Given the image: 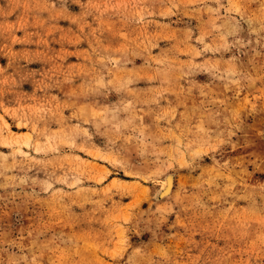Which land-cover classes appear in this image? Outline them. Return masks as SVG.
I'll return each mask as SVG.
<instances>
[{
	"label": "rangeland",
	"instance_id": "obj_1",
	"mask_svg": "<svg viewBox=\"0 0 264 264\" xmlns=\"http://www.w3.org/2000/svg\"><path fill=\"white\" fill-rule=\"evenodd\" d=\"M0 264H264V0H0Z\"/></svg>",
	"mask_w": 264,
	"mask_h": 264
},
{
	"label": "bare ground",
	"instance_id": "obj_2",
	"mask_svg": "<svg viewBox=\"0 0 264 264\" xmlns=\"http://www.w3.org/2000/svg\"><path fill=\"white\" fill-rule=\"evenodd\" d=\"M164 183L165 184L163 185V190L165 193H169L170 187L172 186V177L169 176Z\"/></svg>",
	"mask_w": 264,
	"mask_h": 264
}]
</instances>
